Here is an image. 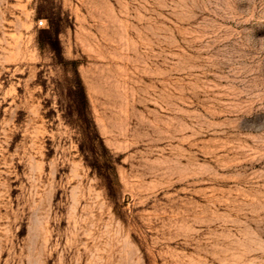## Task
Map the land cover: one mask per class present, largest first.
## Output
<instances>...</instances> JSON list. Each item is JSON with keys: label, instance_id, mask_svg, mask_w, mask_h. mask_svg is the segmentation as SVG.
<instances>
[{"label": "rangeland", "instance_id": "obj_1", "mask_svg": "<svg viewBox=\"0 0 264 264\" xmlns=\"http://www.w3.org/2000/svg\"><path fill=\"white\" fill-rule=\"evenodd\" d=\"M0 264H264V0H0Z\"/></svg>", "mask_w": 264, "mask_h": 264}, {"label": "trees", "instance_id": "obj_2", "mask_svg": "<svg viewBox=\"0 0 264 264\" xmlns=\"http://www.w3.org/2000/svg\"><path fill=\"white\" fill-rule=\"evenodd\" d=\"M74 106L77 109H80L81 115H79V119L83 121V133L87 137V140L89 141L90 145L92 146L91 151H94L95 149V144L98 142L96 135L94 133V125L92 121L89 120L88 114L86 111L87 108V100H86V95L83 90V86L79 83L77 84V90L74 98ZM102 155V154H101ZM105 157L106 160H108V157L106 155H102ZM109 162V161H108ZM109 165V164H108ZM110 172H109V177L112 176L113 174V169L114 167L110 164L109 166ZM110 182H113V179L111 177L109 178Z\"/></svg>", "mask_w": 264, "mask_h": 264}, {"label": "built area", "instance_id": "obj_3", "mask_svg": "<svg viewBox=\"0 0 264 264\" xmlns=\"http://www.w3.org/2000/svg\"><path fill=\"white\" fill-rule=\"evenodd\" d=\"M43 23H44V22L41 20V21H40V24H43Z\"/></svg>", "mask_w": 264, "mask_h": 264}]
</instances>
